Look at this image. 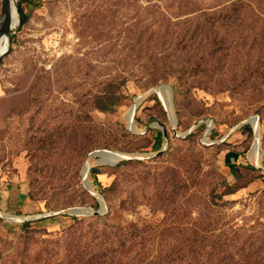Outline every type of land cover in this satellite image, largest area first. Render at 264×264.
Here are the masks:
<instances>
[{
  "label": "rangeland",
  "instance_id": "1",
  "mask_svg": "<svg viewBox=\"0 0 264 264\" xmlns=\"http://www.w3.org/2000/svg\"><path fill=\"white\" fill-rule=\"evenodd\" d=\"M13 1L19 22L10 53L0 61V212L13 219L0 215V264L28 263L41 253L62 259L91 231L88 225L104 221L157 228L170 242L202 222L200 213L216 232L243 228L246 251L238 254L250 259L249 249L257 248L258 256L264 246V15L238 22L239 31L226 37L225 59L217 56L209 65L215 71L189 78L202 85L189 89L177 85L171 70L154 85L139 79L151 69L140 72L126 55L148 49L146 43L133 46L129 37L158 38L166 33L162 23L191 16L194 6L212 8L217 0ZM243 44L255 48L240 58L236 49ZM161 85L173 88L175 122L161 92L153 91ZM138 97L133 129L126 114ZM101 99L116 107L101 112ZM258 135L261 164L252 155ZM99 150L139 159L116 168L90 159ZM16 186L27 188L30 208L2 202ZM99 198L105 202L99 222L71 212L99 211Z\"/></svg>",
  "mask_w": 264,
  "mask_h": 264
},
{
  "label": "trees",
  "instance_id": "2",
  "mask_svg": "<svg viewBox=\"0 0 264 264\" xmlns=\"http://www.w3.org/2000/svg\"><path fill=\"white\" fill-rule=\"evenodd\" d=\"M180 7H183L182 2ZM19 12L22 16L21 22H24L21 7ZM256 12L259 16L264 15V0H217L216 6L209 9L191 7L188 12L191 16L185 19L181 18L168 24L165 21L160 22L166 33L158 38L155 37V33L143 37L133 33L132 37H129L130 43L133 46L146 43L148 50L144 54H137L133 50L127 53V60L137 62L140 72L148 70V67L151 69V74L139 78L144 79L147 85H154L157 79L167 80L168 75L165 71L171 70L177 75V85L185 84L189 89L202 87L199 82L191 80L188 83L189 78L194 75L201 77L202 72L205 74L210 71V62L216 60L217 56L221 55L224 60L226 54L224 48L227 43L226 37L230 35L229 31L238 32L237 24L243 20L256 21ZM247 47L254 49L255 45L243 44L241 48L236 49L237 56L243 58ZM178 58H183V62L177 66L175 60ZM220 61L222 60H219V64L222 63ZM160 63L163 64L162 68L159 67ZM254 68H257V65ZM125 69L124 72L129 76L136 75L135 69ZM249 71L256 73L255 70ZM243 72L244 69L240 71ZM197 73L199 75H196ZM121 93L126 97L124 89ZM98 103L99 106L96 108L101 112H110L116 107V104H110L109 99H101ZM130 161L133 159L123 160L116 168ZM92 173L100 172L93 168ZM98 206V202H95L94 207ZM197 218H202V222L196 220L191 231L178 232L170 242L162 237V232L157 228L136 230L107 221L101 226H98L99 223L97 226L88 225L91 231L82 234L78 241L70 244L64 258L41 253L37 254L33 261L28 263L15 261L14 264H264V246L260 247L258 256L257 248L254 250L250 248V259H243L238 254L246 251L240 238L242 236L240 233L244 232L243 228L231 227L216 232L207 228L208 218L203 213ZM100 219L102 220L101 215H98L95 221L99 222ZM166 237L169 238L171 235Z\"/></svg>",
  "mask_w": 264,
  "mask_h": 264
},
{
  "label": "water",
  "instance_id": "3",
  "mask_svg": "<svg viewBox=\"0 0 264 264\" xmlns=\"http://www.w3.org/2000/svg\"><path fill=\"white\" fill-rule=\"evenodd\" d=\"M1 1H2V13H1V17H0V37L6 35L8 37V45H7L6 49L2 53H0V61L6 55H8L10 53V50L12 48V44H13L12 28H13V23H14V14L17 11V6L14 4L13 0H1ZM161 89H167L168 90L169 97H170V102L172 104L173 88L171 86H169V85H161L160 87L154 88L153 91L158 94V93L161 92ZM141 101H142L141 97H138L136 99L135 104L132 107L133 110H134L135 106L136 107L139 106ZM130 126L133 129L135 128L133 117L130 119ZM99 151L100 152L106 151V152H109V153H113L116 156V161L112 162V163H105L103 161L100 162V160H99L100 163H104V164L117 165L119 162H121L123 160L139 159L137 157V155H133V154L114 152V151H110V150H99ZM97 152H94L91 155V157L94 156ZM87 173H88V169H87V172L85 174V178H87ZM99 201L101 203V208H100L99 211H94L92 208H75V209H72L71 212L73 214H75V215H78V216H89V215L98 216V215H100L101 212H103L105 210V202H104V200L99 198Z\"/></svg>",
  "mask_w": 264,
  "mask_h": 264
},
{
  "label": "bare ground",
  "instance_id": "4",
  "mask_svg": "<svg viewBox=\"0 0 264 264\" xmlns=\"http://www.w3.org/2000/svg\"><path fill=\"white\" fill-rule=\"evenodd\" d=\"M19 22V14H18V10L15 12L14 14V23H13V27H15ZM8 45V37L6 35L0 37V53H2L6 47ZM161 95L164 99V102H165V106L166 108L169 110V112L172 114V118L173 120L175 119V116L173 114V106L170 102V97H169V92L167 89H161ZM140 102V101H139ZM138 102V103H139ZM135 104V103H134ZM134 104L131 106V108L128 110L127 114H126V118L128 121V123H130V119L133 117L134 119V116L136 114V110H137V107L135 106L134 110H133V106ZM170 106V107H169ZM176 120V119H175ZM175 120L173 122H175ZM253 123L257 126L260 125V122L259 120H253ZM157 126H159L158 124H156ZM260 130V128H258ZM254 157H256L258 159V163L261 164V137L260 135H258V138H257V141H256V145L254 147V151H253V154H252ZM92 157H98L100 162L103 161L105 163H112V162H115L116 161V156L115 154L113 153H109V152H106V151H98L94 156ZM92 157L90 159H92ZM87 169H88V173H89V170H90V161L89 162H86L85 165H84V168H83V174L85 176L86 172H87ZM87 173V175H88ZM90 186V185H89ZM0 215L1 216H8L11 217L12 215H7V214H4L2 212H0ZM12 218V217H11ZM16 219H19V220H24L23 217H15ZM13 219V218H12Z\"/></svg>",
  "mask_w": 264,
  "mask_h": 264
},
{
  "label": "crops",
  "instance_id": "5",
  "mask_svg": "<svg viewBox=\"0 0 264 264\" xmlns=\"http://www.w3.org/2000/svg\"><path fill=\"white\" fill-rule=\"evenodd\" d=\"M27 191L28 190L25 186H16L15 188L10 189L6 193L7 198L6 199L2 198V202L6 203L7 205L13 204L16 207L28 209L32 205L30 203L31 201Z\"/></svg>",
  "mask_w": 264,
  "mask_h": 264
}]
</instances>
